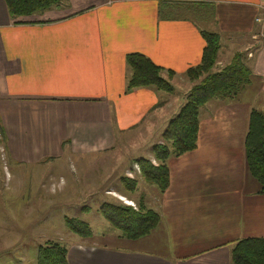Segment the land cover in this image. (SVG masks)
<instances>
[{
    "label": "crops",
    "instance_id": "0c3cea01",
    "mask_svg": "<svg viewBox=\"0 0 264 264\" xmlns=\"http://www.w3.org/2000/svg\"><path fill=\"white\" fill-rule=\"evenodd\" d=\"M174 1L190 15L204 7L212 27L204 29L191 18H162L161 4ZM67 2L11 18L0 0V147L6 166L63 154L90 160L113 150L135 123L146 125L147 137L155 134L152 145L161 142L183 103L176 92L151 87L126 92V55H147L175 72L173 84L190 89L193 83L184 73L201 60V30L216 32L214 70L241 53L249 83L236 100L206 102L196 148L168 158V186L148 202L160 222L137 239L160 241L161 251L80 239L67 247V258L69 264H228L234 241L264 236V194L247 170L243 147L250 109L264 111V42L251 38L260 0ZM146 157L156 163L150 150ZM118 193L126 204L135 201L131 192Z\"/></svg>",
    "mask_w": 264,
    "mask_h": 264
},
{
    "label": "trees",
    "instance_id": "16d2710c",
    "mask_svg": "<svg viewBox=\"0 0 264 264\" xmlns=\"http://www.w3.org/2000/svg\"><path fill=\"white\" fill-rule=\"evenodd\" d=\"M11 18L42 14L45 11L68 6L67 0H4ZM180 4L163 2L160 6L161 17H176ZM168 8L170 10H168ZM171 18V19H173ZM205 39L202 57L197 65L190 66L185 76L192 86L185 96L184 103L167 122L161 133V142L151 146L150 158L140 156L135 159L139 174L149 184L155 185L160 193L168 186L169 170L167 160L196 148L199 130V112L211 99L233 101L249 83L250 70L241 53H235L229 62L214 70L220 48L219 34L201 30ZM127 66L126 92L136 88L151 87L165 93L175 91L172 78L175 72L166 69L141 52H130L125 58ZM3 127L0 120V142L3 141ZM244 160L247 170L259 184V192L264 194V111L251 108L248 114L247 129L243 141ZM127 192L135 191L137 179L123 175L120 178ZM103 217L122 236L138 239L148 235L160 222V215L147 205L142 196L136 207L122 201H105L100 206ZM69 230L81 237H89L90 227L73 217H64ZM68 249L65 245L47 240L37 248L36 264H69ZM228 264H264V236L241 238L234 241L229 249Z\"/></svg>",
    "mask_w": 264,
    "mask_h": 264
},
{
    "label": "rangeland",
    "instance_id": "374dc122",
    "mask_svg": "<svg viewBox=\"0 0 264 264\" xmlns=\"http://www.w3.org/2000/svg\"><path fill=\"white\" fill-rule=\"evenodd\" d=\"M200 9V13L193 10L192 15L179 10L175 12L176 18H191L204 29L211 28L212 23L204 20L208 18L204 16V7ZM170 13L173 18V11ZM174 87L178 100L184 103L189 88L183 83H175ZM145 127L135 123L124 139H118L113 150L93 156L92 160L63 154L43 163L6 166L5 149L1 146L0 264H36L37 248L47 240L57 241L66 247L82 239L112 247L146 248L160 252V241L128 239L100 212L105 201L127 203L125 197L118 195V192H127L120 178L123 175L130 177L126 168L135 167L132 162L136 158L147 156L155 141L154 133L146 136L151 131L148 133ZM1 156L4 157L2 161ZM133 170L135 172L130 175L137 179V187L131 192L135 201L130 203L135 208L136 201L142 196L149 206L151 196L158 194L159 190L146 182L136 169ZM65 216L86 223L91 236L81 237L69 230Z\"/></svg>",
    "mask_w": 264,
    "mask_h": 264
},
{
    "label": "built area",
    "instance_id": "2783aa9c",
    "mask_svg": "<svg viewBox=\"0 0 264 264\" xmlns=\"http://www.w3.org/2000/svg\"><path fill=\"white\" fill-rule=\"evenodd\" d=\"M259 8H260V14L256 15L253 18V21L256 25V31L251 35V38L254 40H260L264 42V0H260ZM134 165H135V169L139 172L138 164H134ZM129 176L130 178H133L130 174ZM129 205L133 206L132 203H130Z\"/></svg>",
    "mask_w": 264,
    "mask_h": 264
}]
</instances>
